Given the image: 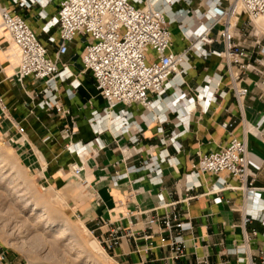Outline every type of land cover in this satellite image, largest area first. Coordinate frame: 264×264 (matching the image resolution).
I'll list each match as a JSON object with an SVG mask.
<instances>
[{"label":"crops","instance_id":"0c3cea01","mask_svg":"<svg viewBox=\"0 0 264 264\" xmlns=\"http://www.w3.org/2000/svg\"><path fill=\"white\" fill-rule=\"evenodd\" d=\"M62 1L53 0L45 8L34 6L30 10L18 9L12 0L7 1L36 31L52 58L58 45L49 43L50 36L43 33L45 22L39 14L44 12L49 20L53 19ZM158 7L170 22L173 50L181 54L192 47L194 31L211 26L210 11L216 7L227 9L229 1L188 0L174 6L162 2ZM246 22L247 17L239 22L241 32L236 42L250 49L256 58V38L248 36L250 29L242 28ZM222 29L215 27L210 37L216 41L203 46L202 50L212 56L203 59L190 53L184 65L186 85L182 89L167 93L153 109L120 105L111 112L96 90L92 75L84 74L82 39L70 46L60 65L81 87L68 94L70 84H59L53 98L50 93L45 95V83L18 81L19 63L10 52L13 42L7 34L0 35V96L8 107L5 116L0 110V135L25 155L27 164L41 162L32 171L41 173L50 187L62 189L72 184L78 193H87L86 200L70 201L100 242L111 239L114 229L121 230V244L109 251L120 264H236L242 257L237 250L245 247L247 236L251 238V257L262 264L259 255L264 251V219L246 225L245 218L260 212L264 199V75L243 76L241 86L248 95L240 109L230 90L225 60L220 57L225 52L219 37ZM51 35L58 37L56 30ZM221 77L225 78L218 86ZM205 88L218 98L207 112L200 103ZM181 92L185 99L174 102ZM222 93L225 98H220ZM124 116L128 117L129 128L122 132ZM224 124L229 128L224 129ZM233 138L247 142L255 165V197L244 192L237 181L229 180L231 188L220 191L218 177L192 175L200 156L217 152ZM75 166L84 168L78 180L72 168ZM196 182L202 186L189 191ZM173 203L186 215L184 222L194 227L193 233L185 237L186 257L177 261L171 259L168 247L161 246L159 229L155 227L151 232L145 227L147 216L163 215L161 207ZM129 215L139 216L130 219ZM254 232L257 237L252 235ZM152 235L153 250L147 251L149 242L145 237Z\"/></svg>","mask_w":264,"mask_h":264},{"label":"built area","instance_id":"2783aa9c","mask_svg":"<svg viewBox=\"0 0 264 264\" xmlns=\"http://www.w3.org/2000/svg\"><path fill=\"white\" fill-rule=\"evenodd\" d=\"M7 1L9 0H0V14L7 33L20 54L17 79L21 84L25 81L45 83L48 88L45 95L50 93L51 97L58 91L59 84H70L71 90L67 91L68 94L81 87L80 82L72 81L73 74L65 66L63 70L60 68L61 59L68 54L70 46L78 38L82 39L84 44L82 54L84 74L92 75L96 90L107 103L109 112L120 105L138 104L146 110L153 109L167 93L172 90L176 92L177 88L182 89L186 85L184 65L188 62L190 53L194 52L203 59L212 56L202 49L203 46L212 45L216 41L210 37V33L217 26L223 27L219 37L224 42L225 52L220 57L225 60L230 90L240 109L248 95V90L241 86L243 76L248 73L264 75V70H261L264 69V37L257 35L253 26L255 20L264 17V0H228L227 9L214 8L210 11L213 20L211 26L204 31H194L191 37L192 47L181 54L173 50L170 22L158 6L162 2L174 6L188 0H63L53 19L49 20L44 12L39 14V19L45 22L42 31L50 36L49 43L58 45L54 58L28 21L20 13L12 10ZM52 1L12 0V5L18 9L30 10L34 6L45 8ZM244 17H247V22L242 28L250 29L248 36L256 38L255 47L259 51L256 58L250 49L236 42L241 32L239 22ZM54 30L57 31L58 37L51 35ZM151 53L154 58L150 57ZM224 78L221 77L218 86ZM261 85L264 86V83ZM205 89L200 103L204 112H207L218 98L209 88ZM184 96L182 92L177 94L174 102L183 101ZM225 97L224 93L220 95V98ZM0 110L3 116L8 112V107L1 96ZM103 115L106 117V114ZM122 119L124 122L121 131L124 132L129 128V120L126 116ZM222 127L228 129L229 124ZM66 133L69 134V131ZM252 167L255 165L251 160L247 142L233 138L217 152L200 156L192 175L197 178L218 177L220 191L231 188L229 180L237 181L244 192L255 197L258 189L254 188L256 176L252 173ZM83 171L84 168L79 166L73 169L74 175L78 177ZM201 186V183L196 182L189 191ZM161 199L163 200V196ZM161 209L164 210L163 215L146 217V230L154 232V228H158L161 246L170 249L171 259L174 261L183 259L187 251L185 237L193 233L194 227L190 222H184L186 215L179 211L176 203L162 206ZM262 214L264 199L261 200V211L252 212L250 217L245 218V224L252 223L255 219H264ZM138 216L128 217L137 219ZM130 219L128 222L132 225ZM101 222L105 226V222L103 220ZM120 232V229H114L111 239L100 242L106 252L121 244L123 237L119 236ZM252 235L258 236L256 232ZM129 236L133 237L132 231ZM145 238L149 242L147 251L153 250L154 236ZM250 241L251 238L247 236L245 247L237 250V254L242 257L238 258L236 264H256L249 253ZM259 257L264 264V251H260ZM7 263V253L0 248V264ZM201 264H207V261H202Z\"/></svg>","mask_w":264,"mask_h":264},{"label":"rangeland","instance_id":"374dc122","mask_svg":"<svg viewBox=\"0 0 264 264\" xmlns=\"http://www.w3.org/2000/svg\"><path fill=\"white\" fill-rule=\"evenodd\" d=\"M253 26L257 32L256 24ZM257 35L264 37L262 32ZM150 57L154 58V55L151 53ZM0 155V248L7 253L9 264H31L34 261L54 264L60 260H65V264H104L103 259H94V251L89 248V243L100 244L97 235L87 228L70 201L78 199L77 194L69 186L62 189L50 187L41 173L31 171L24 160L25 155H21L3 135H0ZM59 195L63 201L59 200ZM26 203L29 207L25 209ZM46 203L53 204L57 211L48 213L38 224L43 211L36 213L34 208ZM75 226L80 231H76ZM61 233L62 237L57 238ZM40 239L45 241L44 244ZM99 246L104 249L103 245ZM106 254L111 258L110 264H120L113 254Z\"/></svg>","mask_w":264,"mask_h":264},{"label":"bare ground","instance_id":"6f19581e","mask_svg":"<svg viewBox=\"0 0 264 264\" xmlns=\"http://www.w3.org/2000/svg\"><path fill=\"white\" fill-rule=\"evenodd\" d=\"M254 23L256 24V30H257V32H255L256 34H259L260 32H262V33H264V17H261L260 19H258V20H255L254 21ZM1 34H7L8 36H9V34L7 33V30H6V28H5V26H4V23H3V20H2V16H1V14H0V35ZM10 37V36H9ZM7 40V39H6ZM2 52V51H1ZM10 52L12 53V58L13 59H15V61L17 62V63H19V67H20V54H19V51H18V49H17V47L15 46V45H13V47L11 48V50H10ZM5 54V53H4ZM15 70V69H14ZM8 118V117H7ZM16 126V125H15ZM22 140V139H21ZM24 143V142H23ZM11 149V148H10ZM14 150V149H13ZM1 151H2V149H1ZM38 151V150H37ZM2 153V152H1ZM11 155V154H10ZM8 156V155H7ZM12 156V155H11ZM0 157H2L1 155H0ZM42 157V156H41ZM2 159V158H1ZM40 160L42 161V162H44V160L43 159H41L40 158ZM39 163H41V162H39V160H36V161H34V162H31L30 164H28L30 167V169H31V171L32 170H34V169H36V166H37V164H39ZM7 164V163H6ZM45 164V163H44ZM27 165V166H28ZM71 167V166H70ZM73 169H74V167H72ZM14 169V168H13ZM43 169V168H42ZM45 169V168H44ZM16 173H18L19 174V170H17L16 171ZM17 174V175H18ZM22 174V173H21ZM20 174V176H22ZM24 176V175H23ZM74 177H75V179H79L80 177H78V176H75L74 175ZM30 183V182H29ZM31 184V183H30ZM29 184V185H30ZM26 185V184H25ZM69 187H70V189H72L76 194H77V198H80V199H84V200H86L87 199V196L85 195V196H83V194L82 193H78V191L77 190H74L73 189V185L72 184H70V185H68ZM85 186V185H84ZM87 188V187H86ZM33 189V188H32ZM34 189H35V187H34ZM85 189V188H84ZM69 191H71V190H69ZM57 192V191H56ZM86 194V193H85ZM62 195V194H61ZM75 195V194H74ZM65 196V195H64ZM54 198V197H53ZM58 198H59V200L60 199H62L61 201H63V198L59 195L58 196ZM65 198H67V197H65ZM64 198V199H65ZM51 199V198H50ZM67 200V199H66ZM65 200V201H66ZM68 201V200H67ZM45 202H48V200H45ZM56 202V201H55ZM59 202V201H58ZM47 205H45V206H41V204L39 205H36L35 206V208H34V212H36V213H38V212H40V211H43V214H41L40 216H39V218H38V220H40L39 222H38V224H41L42 223V220L44 221V219H45V217L47 216V214L48 213H50V212H53V211H57V209L53 206V204H49V203H46ZM29 207V203H26V205H25V209L26 208H28ZM32 211V210H31ZM33 216V215H32ZM38 217V216H37ZM49 220V219H48ZM36 223V222H35ZM70 223V222H69ZM35 225V224H34ZM73 229V228H72ZM75 230L76 231H80V229H78L76 226H75ZM84 231H86L85 229H84ZM62 233L61 234H57V238H60V237H62ZM65 235V234H64ZM42 239H40V241H41ZM88 240V239H87ZM86 240V241H87ZM91 240V239H90ZM86 241H85V243H86ZM42 242V241H41ZM45 242V241H44ZM44 242H42L43 244H44ZM88 242V241H87ZM27 243V242H26ZM86 245V244H85ZM100 244H98V242H92V243H89V248H91L94 252V259H96L97 261H101L102 259L104 260V262L105 263H107L108 261V263L110 264V260L109 259H111L107 254H106V252H105V250L104 249H102L100 246H99ZM88 247V246H87ZM72 249V248H71ZM54 251H56V253H59V251L58 250H54ZM90 258V257H89ZM51 260H54V259H51ZM104 263V264H105ZM107 263V264H108ZM31 264H41L40 262H38V261H34V262H32ZM54 264H65V260H60V262L59 261H57L56 263H54Z\"/></svg>","mask_w":264,"mask_h":264}]
</instances>
